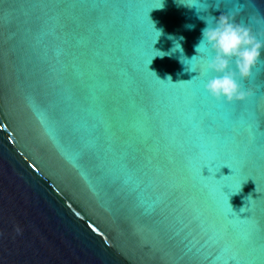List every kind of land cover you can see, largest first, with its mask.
<instances>
[{
  "label": "water",
  "instance_id": "1",
  "mask_svg": "<svg viewBox=\"0 0 264 264\" xmlns=\"http://www.w3.org/2000/svg\"><path fill=\"white\" fill-rule=\"evenodd\" d=\"M22 3L0 4V264H234L227 249L237 264H264V200H254L264 192V57L242 81L244 100H216L194 77L207 56L195 47L200 16L236 13L257 31L264 0L55 10L53 24L85 20L66 38L46 35ZM180 36L186 64L180 51L156 55ZM69 111L100 136L97 151L78 154ZM245 160L255 180L240 185L226 176ZM120 162L119 178L102 177L101 164ZM205 164L220 167L216 178L207 166L201 175Z\"/></svg>",
  "mask_w": 264,
  "mask_h": 264
},
{
  "label": "clouds",
  "instance_id": "2",
  "mask_svg": "<svg viewBox=\"0 0 264 264\" xmlns=\"http://www.w3.org/2000/svg\"><path fill=\"white\" fill-rule=\"evenodd\" d=\"M163 7L164 0L162 6L157 8ZM200 19L205 21V27L201 30L200 41L195 47L197 52L207 53L200 68L201 76L206 77L205 90L216 100L229 103L244 100L252 93L242 81L252 76L253 69L261 57H264V32L254 31L250 24L241 23L236 18V13L222 12L218 17L209 15L200 16ZM186 27L191 29L195 25L188 24ZM170 39L174 40L173 47L167 52L158 50L156 55L171 56L180 51V59L185 63L183 45L180 43L184 37Z\"/></svg>",
  "mask_w": 264,
  "mask_h": 264
},
{
  "label": "snow or ice",
  "instance_id": "3",
  "mask_svg": "<svg viewBox=\"0 0 264 264\" xmlns=\"http://www.w3.org/2000/svg\"><path fill=\"white\" fill-rule=\"evenodd\" d=\"M4 2H6V0H0V4ZM112 3H113V0H23L22 6L27 9L32 10L34 19L37 22H39L41 30L46 35L51 34V35H56L58 38H66L68 36H71L75 32H77V30L80 27H82V25L85 23V20L81 16H73L69 14L65 19H61L59 16H57L56 23L53 24L51 22L53 17L50 15V13H52L55 10H66L67 11L70 9L82 8V9L88 10L89 14H92V13H96L99 10L111 5ZM162 3H163V0H161V3L159 6H162ZM257 32H264V28L258 29ZM195 71L197 70L195 69ZM194 77L196 79L203 78L200 72H199V75L194 76ZM68 108L69 110L71 109L70 104L68 105ZM68 126H69V131L71 133L73 134L80 133L78 137V154H81L85 151H97L100 136H96L92 134H85V131H84L85 126L79 121H77L74 117H72L71 111H69ZM103 134L108 139H110L113 135L110 127L105 128ZM106 148L110 149L111 145L107 144ZM128 155H129V152H123L121 161L126 160ZM205 166L208 167L209 172L211 173L208 176L203 175V168ZM127 167H128L127 163H122V162H120V166L118 169H108L103 164H101L99 171L101 172L102 177L113 175L116 178H119L118 174L120 172H125ZM249 168H250V163L249 161L245 160L244 162L241 163L238 169L231 168L233 170L232 174L226 177H233V178L238 179V182L240 185L246 182L249 178H252L253 180H255V177L252 174H249ZM219 170H220V167L219 168L215 166L210 167L208 164H205L201 169V175L204 177L214 176L216 178L215 173ZM222 178L224 177H221V179ZM225 186H227L232 192H233V187L231 184L225 183L221 188L223 195L228 198V194L225 193L223 190ZM257 192L260 193V195L258 196V198L254 200H264V192H261V191H257ZM227 203H229L228 200H227ZM244 212H248L249 215L243 217L242 218L243 221L245 223H249L253 221V205L251 202L246 207ZM233 213L235 212H233V209L231 207L227 215L229 217H232ZM252 246L253 245L251 243H246L242 247L250 248ZM225 252H226L229 262H234V264H237V261L243 260V257L240 255V252L238 250L227 249L225 250ZM201 253L205 259H210L212 256L216 255V253L214 252L204 251L203 249L201 250Z\"/></svg>",
  "mask_w": 264,
  "mask_h": 264
}]
</instances>
